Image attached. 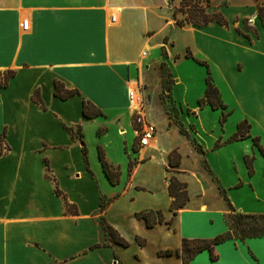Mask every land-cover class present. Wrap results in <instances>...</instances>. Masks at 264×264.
Instances as JSON below:
<instances>
[{"label":"crops","instance_id":"obj_1","mask_svg":"<svg viewBox=\"0 0 264 264\" xmlns=\"http://www.w3.org/2000/svg\"><path fill=\"white\" fill-rule=\"evenodd\" d=\"M180 2L0 0V81L13 71L0 85V264H182L176 253L182 238H211L228 229L230 207L213 163L214 154L223 160L220 152L228 149H237L229 165L237 169L240 160L246 173L227 189L262 206L246 209L224 190L226 197L237 212L264 213V23L258 14L261 8L264 15V0H204L205 10L220 13L227 24L202 26L186 20L187 6L174 16ZM197 60L208 64L212 79L225 80L240 119L249 124L247 135L234 140L236 122L225 126L213 136L220 138L213 151L214 142L200 143L190 122L206 105L193 104L186 113L179 102L185 134L161 100V62L172 71L174 99L180 80L175 68L201 67ZM55 80L79 93L56 96ZM129 90L137 92L135 102L155 127L147 146L137 143ZM204 90L205 84L196 100ZM34 91L44 107L31 98ZM83 98L103 114L84 116ZM98 147L119 168L115 183L102 168ZM171 151L179 156L175 165L169 164ZM46 174L72 210L66 211ZM171 175L187 184L188 200L175 212ZM147 210H160L164 221L148 226L136 215ZM101 219L127 244L109 241ZM214 253L212 259L202 249L189 264H264V235L223 240Z\"/></svg>","mask_w":264,"mask_h":264},{"label":"trees","instance_id":"obj_2","mask_svg":"<svg viewBox=\"0 0 264 264\" xmlns=\"http://www.w3.org/2000/svg\"><path fill=\"white\" fill-rule=\"evenodd\" d=\"M204 0H181L180 7L174 9L173 14L176 17L179 10H182L183 6H187L188 16L187 21L192 22L195 25H205L210 21H217L220 24H227V21L223 18V16L218 13H208L205 8L202 6ZM258 14L263 16L264 23V15L263 10L258 8ZM178 24H184V19L177 18ZM187 56L191 54L189 51L186 53ZM199 63H204L207 66V75L205 78V90L204 94L197 100L198 106L201 108L205 104L210 105L212 108H224L226 105L223 103L220 97L219 90L217 86L214 84L208 64L204 60H197ZM13 75V71H8L5 73L3 81H0V85H6L9 77ZM161 85H162V98L168 97L172 98L171 91L173 85V76L170 68L166 64L165 61L161 62ZM54 93L56 96L66 99L69 96L79 93L77 89H67L64 88L63 84L57 80L54 81ZM31 98L39 103L41 107H44L42 100L39 97L37 91H34L31 95ZM82 114L86 117H96L98 115H102V111L95 107L88 99H82ZM227 113L223 114V119H225ZM178 126L180 127V131L187 134L186 130L183 128L182 124L178 122ZM249 124L247 120H242L237 124V129L235 133L230 137V140H234L240 138L242 136H246L247 129ZM66 130L73 136L72 128L64 125ZM80 130V129H78ZM257 138H254V142ZM194 145L198 151L203 153V149L196 141H194ZM9 148L7 147L6 150ZM0 153H4L2 148ZM83 154L84 158L87 160L86 148L83 145ZM98 157L100 159L102 168L109 179L110 182L115 183L118 180L119 176V168L112 165L105 157L104 151L101 147H98ZM248 163L249 172L251 171V160L246 158ZM45 164L47 165V160L44 159ZM179 162V156L175 151L170 152L169 164L175 165ZM132 166V163H129V167ZM48 170V167H46ZM47 178L52 179L55 182L54 178H51L49 174L45 175ZM220 192L223 193L226 201L229 204L230 212H228L225 216L226 223L228 225V229L222 233H219L211 238H182L181 244L179 248L176 250V253L181 257L182 264H189L190 260L202 249H208L210 257L212 259L216 258V254L214 253V246L216 243H219L223 240L230 238H240L244 239L246 237H254L264 235V213H243L235 211L234 207L226 197L224 193V189L218 186ZM169 193L173 197L170 203V209L174 212L182 207L186 201L188 200L187 194V184L186 182L180 181L176 176H169V185H168ZM55 192L60 195L64 200V206L66 211L72 210V204L68 203L64 194L58 188L55 182ZM104 206V202L102 201L100 204V209ZM138 217L143 218L146 221L148 226H152L156 223H161L164 221L163 214L160 210H147V211H139L136 213ZM101 225L106 233V238L112 242H118L123 245H126L127 242L120 238L117 232L109 226L106 222L101 219ZM234 223V224H233ZM163 253H170L172 250H164Z\"/></svg>","mask_w":264,"mask_h":264},{"label":"rangeland","instance_id":"obj_3","mask_svg":"<svg viewBox=\"0 0 264 264\" xmlns=\"http://www.w3.org/2000/svg\"><path fill=\"white\" fill-rule=\"evenodd\" d=\"M171 1V0H168ZM224 1V2H223ZM243 0H238V2H242ZM220 3L226 4V0H221ZM165 5V3H164ZM247 23H250L251 19L248 18ZM198 62V61H197ZM199 63V62H198ZM201 67H195L189 69L186 66L180 65L177 66V69L175 68V74L178 76H174L175 79L179 78L180 80L177 82L174 90V99L163 97L161 98L162 103L165 106V109L169 115V118L172 122L178 124L180 122V105L179 102H182L184 105V111L187 113L186 107H192L193 104H198L196 98V93L200 90V88L205 84V78L207 75V66L204 63H200ZM209 68V67H208ZM172 72V71H171ZM213 82H216L215 84L218 86V88L221 89L222 92V98L221 100L226 105L224 108H212L210 105L205 104L207 106L206 111H203L199 114V117L195 118L193 115H191L190 122H192L193 128L197 131L199 138L202 141H199L200 143H204L205 145H210L213 143V150L220 147L219 146V137H216L213 139V136L217 134L218 132H223L224 127L231 126L236 122V126L239 123L241 111L239 109L238 103L235 99V96L231 93V91L228 89V87L225 84V80L223 78H219L216 76V78H213ZM135 96L137 97V92L135 91ZM190 103V104H187ZM135 105H139L138 101L134 103ZM142 104V102H141ZM187 104V105H186ZM204 105V106H205ZM203 107V106H202ZM201 107V108H202ZM143 109V106L140 108ZM225 116V119H223V114L227 113ZM134 117V114H132V119ZM242 121V120H241ZM240 121V122H241ZM236 130V129H235ZM79 131V130H78ZM233 132V131H232ZM235 133V131H234ZM233 133V134H234ZM221 134V133H220ZM220 134H218L220 136ZM232 134V135H233ZM231 135V136H232ZM230 136V137H231ZM91 138H95L93 133L91 134ZM89 139V136H88ZM199 139V140H200ZM198 140V139H197ZM91 140H89L90 143ZM3 149L4 144L1 143ZM227 153H229L230 159L227 158ZM233 153H237V149H228L226 153H223V151L220 152L221 157H223V160H219V157L216 156L217 154H214L213 163H215L217 170H213L214 173L218 176L220 181L222 182L223 186L225 187V193L233 195L234 201L238 204L245 205L246 209H257L260 208L262 205L258 202L253 200H247L248 197H244L242 199V196H237V189H227V185L233 184V181L235 178L237 180L241 177V174L244 175L246 171L242 169L241 161H238L237 169L232 165H229V161L231 160V156H233ZM222 165V166H221ZM232 169V170H231ZM233 171V172H229ZM237 173V176H235V173ZM232 173V174H231ZM261 176L257 175L256 181L259 180ZM242 178V177H241ZM259 195L262 193L259 192ZM236 195V196H235ZM232 200V199H231ZM233 201V200H232ZM234 224V223H233Z\"/></svg>","mask_w":264,"mask_h":264},{"label":"built area","instance_id":"obj_4","mask_svg":"<svg viewBox=\"0 0 264 264\" xmlns=\"http://www.w3.org/2000/svg\"><path fill=\"white\" fill-rule=\"evenodd\" d=\"M23 27H27V20L23 21ZM135 94L134 90H129L128 96L130 101L133 100V96ZM141 106L134 107L133 106V121H134V131L137 135V143L140 147L147 146L155 135V127L153 124L148 122L141 111Z\"/></svg>","mask_w":264,"mask_h":264},{"label":"bare ground","instance_id":"obj_5","mask_svg":"<svg viewBox=\"0 0 264 264\" xmlns=\"http://www.w3.org/2000/svg\"><path fill=\"white\" fill-rule=\"evenodd\" d=\"M135 97H136V96H135V94H134V96H133V100H132V105H133L134 107H136V108H137V107H139V106H140V104H139V105H134V103H135Z\"/></svg>","mask_w":264,"mask_h":264}]
</instances>
